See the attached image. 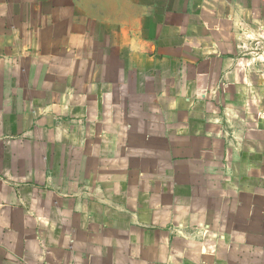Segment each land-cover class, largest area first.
I'll list each match as a JSON object with an SVG mask.
<instances>
[{"label": "crops", "instance_id": "0c3cea01", "mask_svg": "<svg viewBox=\"0 0 264 264\" xmlns=\"http://www.w3.org/2000/svg\"><path fill=\"white\" fill-rule=\"evenodd\" d=\"M0 264H264V0H0Z\"/></svg>", "mask_w": 264, "mask_h": 264}, {"label": "rangeland", "instance_id": "374dc122", "mask_svg": "<svg viewBox=\"0 0 264 264\" xmlns=\"http://www.w3.org/2000/svg\"><path fill=\"white\" fill-rule=\"evenodd\" d=\"M19 26H21V25H16V27H19ZM49 29V28H48Z\"/></svg>", "mask_w": 264, "mask_h": 264}]
</instances>
